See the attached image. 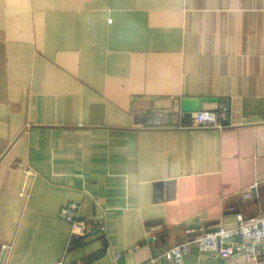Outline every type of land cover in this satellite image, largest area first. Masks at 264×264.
I'll return each instance as SVG.
<instances>
[{
  "label": "crops",
  "instance_id": "crops-1",
  "mask_svg": "<svg viewBox=\"0 0 264 264\" xmlns=\"http://www.w3.org/2000/svg\"><path fill=\"white\" fill-rule=\"evenodd\" d=\"M237 214L264 215V0H0V264H264L199 251Z\"/></svg>",
  "mask_w": 264,
  "mask_h": 264
},
{
  "label": "built area",
  "instance_id": "built-area-1",
  "mask_svg": "<svg viewBox=\"0 0 264 264\" xmlns=\"http://www.w3.org/2000/svg\"><path fill=\"white\" fill-rule=\"evenodd\" d=\"M226 109L220 108L217 112L199 111L193 113L190 117L191 121L186 128L195 129H215L223 130L227 127ZM60 217L71 225V234L75 237H82L87 233V228L79 222L77 205H67L59 212ZM237 225L231 229L218 228L212 232L201 235L196 243L199 251L206 255L215 257H231L235 251L244 248H233V241L241 239L244 245H263L264 244V215L243 218L242 215H236ZM103 225H99L91 233L104 232ZM188 243L176 246L168 250L164 254V258L168 262L181 264L183 257L187 252ZM4 251H9V246H3Z\"/></svg>",
  "mask_w": 264,
  "mask_h": 264
},
{
  "label": "water",
  "instance_id": "water-1",
  "mask_svg": "<svg viewBox=\"0 0 264 264\" xmlns=\"http://www.w3.org/2000/svg\"><path fill=\"white\" fill-rule=\"evenodd\" d=\"M251 198L254 199V200L257 199L256 190H252V191H251Z\"/></svg>",
  "mask_w": 264,
  "mask_h": 264
}]
</instances>
